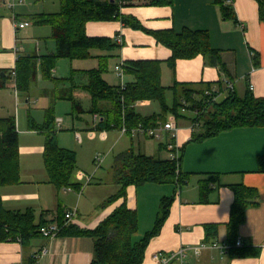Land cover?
<instances>
[{"label":"crops","instance_id":"crops-1","mask_svg":"<svg viewBox=\"0 0 264 264\" xmlns=\"http://www.w3.org/2000/svg\"><path fill=\"white\" fill-rule=\"evenodd\" d=\"M13 1L14 6L10 7L6 0H0V76H4L3 71H6L12 79L11 82L7 78L5 87L0 89V105L5 96L2 91L11 88L10 93H14L16 97L21 96L25 99L29 97V92L20 93L15 88L14 67L20 55L28 52L27 54L36 56L37 74L33 81L36 83L39 78L42 79L40 56L56 52V43L51 37V27L47 24H34L31 17L35 14L59 11L60 1ZM226 2L232 5L237 22L222 18L215 0H173L171 4H152L150 0H132L120 9L122 15L132 16L147 30L173 28L178 32L184 27L206 30L211 46L219 53L217 65L209 64L203 55L198 54L192 58L177 59L171 70L166 63L171 55V50L167 46L158 42L152 33L128 26L119 19L87 21L85 30L89 36L113 39L119 47L112 58L118 62L139 59L162 62L161 82L164 85H170L174 81L196 85L208 83L213 90H218L215 99L220 100L230 91L228 87L231 84L232 91L238 96H243L249 90L256 97H264V20L259 18L258 3L256 0H226ZM23 21H28L29 25L21 28L15 25L16 22ZM28 42L31 44V51L26 49L25 44ZM74 60L81 62L69 63L71 76L66 79L52 75L57 79H48L50 85L41 90L40 95L50 97V100L59 98L72 101L73 116H78L84 112V108L77 102L80 97L87 96L91 107V99L85 85L89 82L87 71L97 66L98 58ZM53 72L54 68L52 74ZM74 77H78L79 81ZM106 81L109 82L107 79ZM67 82L70 86H65ZM153 105V101H137L135 108L145 115L159 110L158 106L154 105L157 107L155 109ZM91 114L92 125L85 121L87 129H84V132L95 137V133L98 132L94 126L99 116L96 113ZM167 121L175 123L176 132L172 136V130H163L159 139H162L161 142L173 143L178 148H183L180 168L190 175L185 184L177 187L170 183H145L137 187L133 185L127 187L126 203L128 207L137 210V232L141 229L139 237H134L135 239L141 238L153 227L161 198L171 197L169 212L158 234L149 240L141 264H264V171L258 170L257 162V156L264 154V126L235 127L203 140H192V134L197 131L196 125L191 124L186 118L176 119L172 115H168ZM58 125H61L60 122ZM22 131L26 130L19 129L18 151L20 153L22 149L28 152L30 159L24 165L19 164V183L0 188L2 205L5 209L25 211L31 208L36 221L42 214V218L48 224L56 222L57 209L62 207L66 211H76L69 220L70 223L80 228H93L122 201V198H119L110 205L102 206L103 202H98L99 199L102 201L106 198L102 195L99 196L100 198L89 200L88 211V208L82 207L83 201L78 204L86 187L82 186L80 190L64 187L63 198L66 200L68 193H73L71 197L75 198L56 208L54 195L57 192L51 187L48 174L47 176L44 174L46 170L40 163L36 166L33 163L36 158H33V153L34 156H37V153L42 154L43 145L35 146V143L22 145L20 139ZM28 131L27 134L30 135L36 132V130ZM113 131H118L119 134L111 148L122 136L127 135L131 143L129 147L146 153V142H143V147L140 140L134 145V138L139 137L140 134L132 136L118 129L105 130L99 131L100 139L107 140L108 133ZM75 136L79 137V131L75 130ZM22 172L25 173L24 176L21 175ZM215 174L217 177L209 181L207 193L202 196L199 190L200 181ZM78 176L79 179H83L86 175L81 171ZM43 177L45 179H42ZM99 179L101 181L96 182L95 187L108 184L114 193L119 186L114 182V177ZM90 181L87 179V184ZM238 183L257 191V202L246 209L244 220L238 225L234 238H240L243 245L250 249H257L258 253L254 256H231L211 246L213 241L221 243L230 240L231 234L227 223L234 199L231 186ZM97 207L101 210L94 212ZM208 224L216 226L210 231L212 233H209V236L205 229ZM199 244L204 246L198 254H195L192 247ZM44 246L47 251L40 254ZM181 246L186 248L182 258L176 255L169 262H162L160 255L170 256ZM34 254H38L36 259L33 258ZM93 254V237L84 233L58 235L52 239L39 235L30 239L25 247L18 240L0 241V264H16L18 261L28 263L33 260H36V264H90Z\"/></svg>","mask_w":264,"mask_h":264},{"label":"trees","instance_id":"trees-1","mask_svg":"<svg viewBox=\"0 0 264 264\" xmlns=\"http://www.w3.org/2000/svg\"><path fill=\"white\" fill-rule=\"evenodd\" d=\"M60 9L53 13H40L31 17L34 24H47L51 27V37L56 43V52L40 56L39 64L44 79L56 80L52 69L58 57L69 59L98 58L97 66L87 71L89 82L85 85L91 99L90 113L99 117L94 128L100 131L114 130L126 127L130 129L140 125L144 129L157 128L163 125L168 115L176 119L186 118L191 124L201 127L194 131L192 140H203L214 136L223 130L241 126H264V97H256L247 90L243 96H238L230 89L220 100L215 99L219 92L211 85H196L190 82L174 81L170 85L161 82L162 62L151 59L125 60L123 71L130 76L124 85L110 84L104 74L107 71L109 59L115 56L119 45L109 37L89 36L85 25L92 20L119 19L133 28L150 32L158 42L171 50L167 65L173 70L175 61L180 58H192L203 55L211 65L219 63L218 50L210 44L209 34L203 29L182 28L175 31L147 30L132 16L122 15L120 9L132 0H59ZM122 1V2H120ZM173 0H150L152 4H171ZM258 3L259 18L264 20V0ZM219 5L222 18L237 22L232 5L226 0H215ZM254 56V54H253ZM252 56V58H254ZM37 59L32 54H22L16 60L14 67L15 88L20 93H26L37 74ZM256 63V62H254ZM0 76V89L5 87L9 74L6 71ZM172 93L171 102L166 100V92ZM157 102L159 110L151 114H141L135 108L137 101ZM81 112V111H80ZM30 129L41 132L45 136L43 158L50 182L58 189L69 187L80 190L82 185L70 181L76 169L75 152L63 148L56 142L54 119L51 115L41 125L29 123ZM159 139V136L136 133ZM134 135V136H135ZM170 144V143H169ZM167 142H159L158 154L149 155L142 150L129 147L114 157L112 168L116 170L114 182L119 190L107 197L102 206H107L122 198L113 210L101 219L93 228H80L73 223L65 224L66 210L57 209L56 223L59 226L58 235L84 233L93 237L94 254L90 264H141L145 248L149 240L158 234L168 212L171 197H162L153 227L145 234L135 239L138 230V215L135 208L126 203L127 187L140 186L145 183H170L175 187L185 184L189 178L188 172L180 168L183 148H177L174 157H161L162 151L169 152ZM170 154V152H169ZM258 170L264 171V154L257 156ZM217 177L212 175L202 179L199 190L202 196L207 193L208 183ZM19 151L18 131L15 118L0 116V188L19 183ZM234 199L230 208L227 223L230 230L229 243H234L238 225L244 220L246 209L257 202V191L242 183L231 186ZM47 225L42 218L35 220L33 210L10 211L3 207L0 193V241L18 240L25 245L30 239L41 235L40 227ZM216 228L213 224L206 225V234ZM227 242V241H225ZM231 256L256 255L257 249L247 246H233L228 252Z\"/></svg>","mask_w":264,"mask_h":264},{"label":"rangeland","instance_id":"rangeland-1","mask_svg":"<svg viewBox=\"0 0 264 264\" xmlns=\"http://www.w3.org/2000/svg\"><path fill=\"white\" fill-rule=\"evenodd\" d=\"M25 45L27 47L26 48L27 51H31L30 42L26 43ZM70 62H74V64H76V62H81V61L69 59L66 57L56 58L54 65V72L52 75L58 78L65 77L66 79H68L67 77L71 76L70 73L71 68L69 66ZM118 63L119 62L113 58L109 59V62L107 64V71L105 72L104 75L110 83L118 84L121 82L120 78L122 77L124 82L128 79L126 74H123L122 77L117 75V71L115 70V65ZM40 75H42L41 70H40ZM8 79L10 81L12 80L11 77H8ZM74 79L79 81L78 77H74ZM60 80L61 79H59V81ZM68 83L69 82H67L65 86H70V84ZM48 85H50L48 80L44 79L43 77L42 79L39 78V80H37L36 83H31L28 90L29 97H26V99H29V101L27 102L25 101L26 100L25 98H22L21 96L16 97L14 93H10V90H12V88L2 91L3 94H5V96L2 100L3 101L2 104L0 105V116L14 117L17 131L19 132V129L26 130L20 132V139L22 145H30L35 143V146L41 144L43 145V147L45 142V136L40 133L38 134L37 131L34 132L32 135L27 134L29 132L28 130H33L30 129L29 123L33 122L35 124L41 125L42 123L45 122V120L49 117V115L53 117L55 121L54 130L56 134V142L58 143L59 146L63 148L71 149L75 152L76 169L75 171H73L70 181L72 182L78 181L82 184V186L86 187L83 193V197L78 204H81V202L83 201V206L82 205L81 206L84 208H88L89 211L90 199L97 198L99 196L101 197L102 195L103 198L105 197L107 198L108 196L112 195L113 192L110 190L111 188L110 185L107 184L101 187H95L94 185L96 182L101 181L99 178L110 179L116 176L117 171L111 167L113 163V159L117 154L127 150L128 147L131 146L130 138L127 135L122 136L116 142L114 147L111 148L114 141L117 139V136L119 134L118 131L109 132L107 140L100 139L99 137L100 130H97L98 133H95V137L94 135L89 136V133L87 135V133L84 132L85 131L84 129H87V125L85 121H87L89 125H92L93 122L92 114L89 112L90 105H89L88 97L87 96L80 97L79 98L80 100H77V102L80 103V105L84 108V112L78 114V116H73L74 106H72L73 105L72 101L62 100L59 98L50 100L49 99L50 97L47 98L45 96L40 95V91L46 88ZM50 87H52V85ZM219 98H221V96ZM171 99H172V93L167 91L166 100L168 102H171ZM153 104L155 106H158L157 102H153ZM154 105L153 107H155ZM156 108L157 107H155V109ZM58 122H60L61 125H58ZM200 128L201 127L197 126V131H199ZM75 130L79 131V137L75 136ZM144 136L145 135L140 134L139 137H135L134 145L138 143L140 140L141 147H143V142H146L147 145V151H145L146 154L149 155L156 154L158 152L157 150H158L159 141L161 142L162 139H150V138L147 139ZM20 153H19V164L22 163V165H24L27 163L30 157L27 155L28 152L22 149ZM34 154L35 153H33V158L36 157L33 160L34 165L36 166L40 163L43 169L46 170L43 153L42 154L37 153V156H34ZM166 155H168L167 151H162L160 153L161 157ZM99 159H101V162H99ZM81 171L86 175L83 179L82 178L79 179L78 176ZM46 172L44 171V174H46L47 176L48 173ZM21 175L24 176L25 173L22 172ZM42 179H45V177H43ZM87 179L91 180L89 184H87ZM51 187L55 190V192H57L56 195H54V198L56 200L55 204L57 205L56 208L60 204L68 203L69 200L72 199L71 196L73 193H68V197L66 200L63 198L65 196V194L62 191L64 187L58 189L53 184ZM119 188L120 187L118 186L117 190L114 193H116L119 190ZM74 198L75 197H73V199ZM104 200L101 201V199H99L98 202L101 203ZM97 210H101V209L97 207L94 209V212ZM140 231L141 229H139V231L135 234L134 237H139V234L141 233Z\"/></svg>","mask_w":264,"mask_h":264},{"label":"built area","instance_id":"built-area-1","mask_svg":"<svg viewBox=\"0 0 264 264\" xmlns=\"http://www.w3.org/2000/svg\"><path fill=\"white\" fill-rule=\"evenodd\" d=\"M23 0H19V2H22ZM8 6L10 7H13L14 6V1L13 0H6ZM122 2V1H120ZM123 7V6H122ZM121 7V8H122ZM15 25L19 28L21 27H25L27 25H29V22L28 21H23V22H16ZM253 54V53H252ZM115 70L117 71V75H119L120 77L123 76L124 71H123V62H119L118 64L115 65ZM121 79V82L120 84L121 85H124V81H123V77L120 78ZM230 89H232V85L230 84L229 87ZM163 130H172V136H174V132H176V127H175V123L173 121H167L165 122L163 125H160L159 127L157 128H149V129H144L142 128L140 125H138L137 127H134V128H131L130 129V135L134 136L136 133H144V134H148V135H155V136H159V132H162ZM120 131L122 133H127V129L126 127L122 126L120 128ZM169 152H170V156L171 157H174L175 154L177 152H175L174 150L177 149L178 147L175 146V144L173 143H170L168 144L167 146ZM99 162H101V159H99ZM89 180V179H88ZM76 214V211L75 210H68L66 211L65 213V224L69 222L70 219H72V217ZM59 230V226L56 222H52V223H48L47 225H44L42 227H40V233L42 236L48 238V239H52L54 237L57 236V232ZM243 242L240 238H237L235 239L234 243H229V242H216V241H213L211 243V246L214 247V248H218L220 249V251L222 253H227L228 250L233 247V246H242ZM204 244H199V245H195L192 247L193 249V252L195 254H198L199 253V250L201 249V247H203ZM185 247L181 246L180 248H178L175 252H173L172 254H170V256H161L160 255V258L162 260V262L164 263H167L169 262V260L178 255L180 258H182L184 255H185ZM47 251V248L44 246L41 250H40V254H43ZM38 257V254H34L33 255V258H37ZM16 264H36V260H33L31 262H28V263H24L22 261H18L16 262Z\"/></svg>","mask_w":264,"mask_h":264},{"label":"water","instance_id":"water-1","mask_svg":"<svg viewBox=\"0 0 264 264\" xmlns=\"http://www.w3.org/2000/svg\"><path fill=\"white\" fill-rule=\"evenodd\" d=\"M4 73L2 72L1 75H3Z\"/></svg>","mask_w":264,"mask_h":264}]
</instances>
